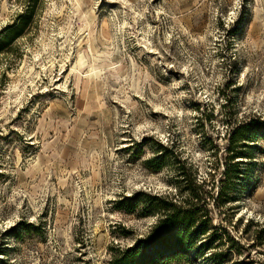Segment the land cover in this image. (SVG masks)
<instances>
[{"label":"rangeland","instance_id":"obj_1","mask_svg":"<svg viewBox=\"0 0 264 264\" xmlns=\"http://www.w3.org/2000/svg\"><path fill=\"white\" fill-rule=\"evenodd\" d=\"M0 40V264H111L148 196L264 264V0H0Z\"/></svg>","mask_w":264,"mask_h":264},{"label":"trees","instance_id":"obj_2","mask_svg":"<svg viewBox=\"0 0 264 264\" xmlns=\"http://www.w3.org/2000/svg\"><path fill=\"white\" fill-rule=\"evenodd\" d=\"M5 46L7 40H0V51ZM243 130L239 128L230 137L233 145L230 161L237 156L234 150L241 140ZM147 199L153 210L159 213V221L146 237L131 247L125 250L118 248L113 253L111 264H177L183 261L192 264L191 253L193 254L197 240L210 230V225L206 223L208 214L202 215L203 218L207 217L202 220L197 209H187L177 201L151 196ZM261 232H264V228Z\"/></svg>","mask_w":264,"mask_h":264},{"label":"bare ground","instance_id":"obj_3","mask_svg":"<svg viewBox=\"0 0 264 264\" xmlns=\"http://www.w3.org/2000/svg\"><path fill=\"white\" fill-rule=\"evenodd\" d=\"M241 45V44H240ZM242 46V45H241ZM241 46H239V47H241ZM92 50H94L93 48H92ZM82 59L80 58V62H79V65H80V67H81V69L83 68V65H82ZM83 70V69H82ZM96 70V68H90L89 69V71L88 72H90L91 73V76H93V73H94V71ZM34 199V198H33Z\"/></svg>","mask_w":264,"mask_h":264}]
</instances>
